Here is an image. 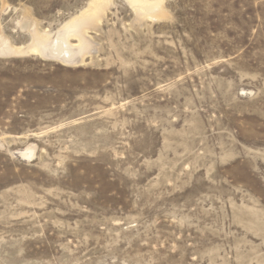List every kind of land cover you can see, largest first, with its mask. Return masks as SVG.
<instances>
[{"label": "rangeland", "instance_id": "obj_1", "mask_svg": "<svg viewBox=\"0 0 264 264\" xmlns=\"http://www.w3.org/2000/svg\"><path fill=\"white\" fill-rule=\"evenodd\" d=\"M149 1L0 0V264H264V0Z\"/></svg>", "mask_w": 264, "mask_h": 264}, {"label": "bare ground", "instance_id": "obj_2", "mask_svg": "<svg viewBox=\"0 0 264 264\" xmlns=\"http://www.w3.org/2000/svg\"><path fill=\"white\" fill-rule=\"evenodd\" d=\"M130 3L132 4L133 7L140 9V10H145L146 12L149 13L151 17H159L161 15V10L160 8V3L155 2V1H149V0H129ZM66 35H69V33H66ZM70 35H75L71 33ZM64 34H60L59 38L57 41L54 43L52 48L50 49L51 52L53 53V56H56L60 58L63 62L66 63H71L77 61L78 58H76V52L71 49L69 44L65 41ZM67 37V36H66ZM1 53H11L15 49L11 46L6 45H1ZM33 50H40V47L37 45L34 47ZM41 51V50H40ZM15 52V51H14Z\"/></svg>", "mask_w": 264, "mask_h": 264}]
</instances>
